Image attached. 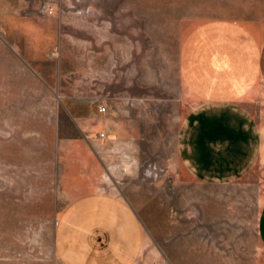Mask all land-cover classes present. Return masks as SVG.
<instances>
[{
    "label": "rangeland",
    "instance_id": "rangeland-1",
    "mask_svg": "<svg viewBox=\"0 0 264 264\" xmlns=\"http://www.w3.org/2000/svg\"><path fill=\"white\" fill-rule=\"evenodd\" d=\"M227 21L264 25V0H0V264H64L56 250L62 230L58 180L81 172L96 152L68 139L66 104L81 103L84 113L100 114V100L88 99L100 96V49L124 61L120 68L127 75L136 65L137 81L145 77L143 66H152L147 75L156 82L163 65H176L180 42L204 25ZM22 22L28 23L18 32ZM130 55H136L135 64ZM96 86L99 94L89 92ZM66 90L81 98L67 99ZM159 93L141 91L137 97ZM181 106L184 115L193 108ZM252 109L258 118L264 99ZM85 122L79 125L89 126ZM121 127L128 138L129 126ZM253 127L264 149V126ZM140 129L134 162L121 156L127 147L100 148L102 173L136 188L137 235L149 243L145 250L138 244V264H264L261 155L254 151L248 163L239 161L237 170L233 162L234 171L222 175L229 164L202 163L198 169L188 162L193 138L180 145L181 126ZM205 136L202 151L220 152V136L215 133L216 144ZM110 149L114 157L107 155ZM68 229L90 236L94 256L100 238L113 234L100 226Z\"/></svg>",
    "mask_w": 264,
    "mask_h": 264
},
{
    "label": "crops",
    "instance_id": "crops-1",
    "mask_svg": "<svg viewBox=\"0 0 264 264\" xmlns=\"http://www.w3.org/2000/svg\"><path fill=\"white\" fill-rule=\"evenodd\" d=\"M23 23L28 22L18 23V32ZM203 28L178 44L176 65L171 68L163 65L156 82L147 75L152 66L144 65L145 77L137 81L136 65L128 67L127 75L125 68H120L124 61L110 58L100 49V96L88 99L100 100L105 112L98 114L92 109L84 113L81 103L66 104L71 125L65 126L70 134L68 139L82 140L87 146L96 147V152L92 151L91 162L81 166L82 173L65 174L58 180L56 218L62 230L56 237V250L59 249L57 256L65 260L64 264H138V244L142 250L149 247L148 239L137 235L139 222L133 198L136 188L119 186L114 177L101 171L103 147H127L126 154L121 155L123 160H136L138 127L141 131V126H181L182 135L178 134L180 143H177L182 145L186 137L193 138V147L185 155L198 169L202 163H223L229 165H224L218 174H229L234 171L231 163H237L238 170L239 163H248L254 151L264 160V149L253 127L264 126V110L257 111L259 117L254 118L252 109L263 104L264 99V25L227 21L209 23ZM133 58L130 55L129 63H136V55ZM68 61L73 63L74 59ZM115 69L118 75H114ZM98 91L97 86L89 90L94 94H99ZM141 91L160 92V98L147 95L138 100L137 93ZM66 92L67 99L81 98L72 90ZM186 103L193 108L184 115L181 105ZM140 104L144 108L137 110ZM81 121H88L89 126H80ZM126 124L128 138L121 127ZM205 132L211 144L218 141L215 133L220 136L217 145L221 150L213 156L210 150L202 151L200 141ZM99 133L103 138L97 137ZM108 152L109 157H114L112 149ZM78 226L111 229L113 234L100 238L99 256L91 254L90 236L86 232L78 235L68 229ZM116 227L119 230H114Z\"/></svg>",
    "mask_w": 264,
    "mask_h": 264
},
{
    "label": "built area",
    "instance_id": "built-area-1",
    "mask_svg": "<svg viewBox=\"0 0 264 264\" xmlns=\"http://www.w3.org/2000/svg\"><path fill=\"white\" fill-rule=\"evenodd\" d=\"M98 111L100 112V113H104L105 112V107L102 105V104H100V106L98 107ZM97 137L100 139V138H103V134H101V133H99V134H97Z\"/></svg>",
    "mask_w": 264,
    "mask_h": 264
}]
</instances>
